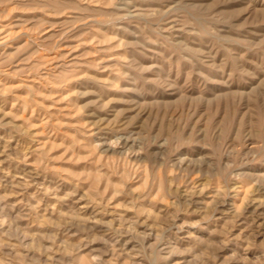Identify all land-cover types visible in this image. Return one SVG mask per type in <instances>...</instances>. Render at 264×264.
<instances>
[{
    "label": "rangeland",
    "instance_id": "1",
    "mask_svg": "<svg viewBox=\"0 0 264 264\" xmlns=\"http://www.w3.org/2000/svg\"><path fill=\"white\" fill-rule=\"evenodd\" d=\"M0 264H264V0H0Z\"/></svg>",
    "mask_w": 264,
    "mask_h": 264
},
{
    "label": "bare ground",
    "instance_id": "2",
    "mask_svg": "<svg viewBox=\"0 0 264 264\" xmlns=\"http://www.w3.org/2000/svg\"><path fill=\"white\" fill-rule=\"evenodd\" d=\"M180 160H183V159H180Z\"/></svg>",
    "mask_w": 264,
    "mask_h": 264
}]
</instances>
